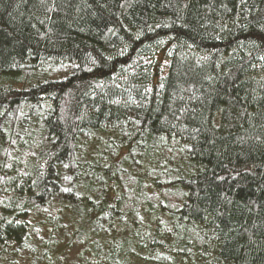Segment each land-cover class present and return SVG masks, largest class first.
Masks as SVG:
<instances>
[{
  "label": "trees",
  "instance_id": "1",
  "mask_svg": "<svg viewBox=\"0 0 264 264\" xmlns=\"http://www.w3.org/2000/svg\"><path fill=\"white\" fill-rule=\"evenodd\" d=\"M65 235L264 264V0H0V264Z\"/></svg>",
  "mask_w": 264,
  "mask_h": 264
},
{
  "label": "rangeland",
  "instance_id": "2",
  "mask_svg": "<svg viewBox=\"0 0 264 264\" xmlns=\"http://www.w3.org/2000/svg\"><path fill=\"white\" fill-rule=\"evenodd\" d=\"M161 43L153 45V48L151 47L153 57H158V54L161 50ZM70 228L73 229V226H70ZM81 238L84 237H82V235L63 236L62 243H60L58 248H56L53 253L50 254V259L55 261V254H58L59 261H56L55 264H70L74 256L78 253L79 249L86 242L85 239L80 240Z\"/></svg>",
  "mask_w": 264,
  "mask_h": 264
}]
</instances>
